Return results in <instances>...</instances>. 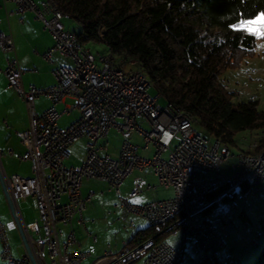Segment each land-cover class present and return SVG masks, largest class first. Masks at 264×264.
<instances>
[{
    "label": "built area",
    "instance_id": "1",
    "mask_svg": "<svg viewBox=\"0 0 264 264\" xmlns=\"http://www.w3.org/2000/svg\"><path fill=\"white\" fill-rule=\"evenodd\" d=\"M3 1L15 2L16 14L30 11L43 22L54 40L43 55L45 59L51 61L52 53L57 51L71 60V64L53 69V85L26 88L13 38L0 32V50L14 54L6 58L3 70L8 87L19 94L29 110V128L21 133L25 152L20 158L30 163L32 176H9L4 170L3 173L16 203L26 197H33L38 203L42 224L36 235L24 224L18 208L37 264H83L91 256L80 248L70 250L72 245L80 247L73 225L76 221L85 226L83 212L92 198V193L85 196L82 192L84 180H101L119 190L131 174L146 168L153 170L158 185L172 188L174 196L146 203H134L121 197L120 206L129 214L149 221L161 232L170 231L171 236H179V246L167 240L157 241L156 235L134 245L124 241L117 252L109 245L92 264H181L189 242H193L196 264L239 261L235 256L221 263L217 252L225 245L222 232L232 223L227 215L209 218L205 210L219 200L233 199L240 186L247 185L250 192L262 189L264 157L257 163L236 160L231 164L232 173L222 172L220 167L230 156L207 142L172 105H161L135 69L121 68L102 52L85 50V44L75 41V33L65 28L63 20L69 17L67 13L58 11L49 0ZM40 97L52 103L43 112L36 110L35 103ZM67 98L74 101L73 105L63 111L56 109L55 105ZM75 110L79 117L67 127H60L62 115ZM139 118L149 129L139 124ZM111 128L123 135L117 157L101 153V141L107 138ZM133 133L143 138V147L131 141ZM82 138L87 141L83 164L67 166L71 155L69 147ZM149 144L154 146L153 154L141 155L140 150L147 149ZM141 191V187L136 186L131 196ZM134 225L131 221L130 226ZM60 226L68 230L64 232ZM88 235L94 242L98 240L96 235ZM61 237H65L63 242ZM0 244L3 264H32L26 249L19 257L12 254L7 227L1 218Z\"/></svg>",
    "mask_w": 264,
    "mask_h": 264
},
{
    "label": "trees",
    "instance_id": "2",
    "mask_svg": "<svg viewBox=\"0 0 264 264\" xmlns=\"http://www.w3.org/2000/svg\"><path fill=\"white\" fill-rule=\"evenodd\" d=\"M56 1L78 23L80 31H70L83 44H106V53L122 64L135 59L167 102L192 114L195 128L206 138L231 147L238 132L264 130L259 101H234L237 93L222 81L226 70L257 51V37L231 25L264 12V0ZM258 145L254 152L264 149V134ZM170 233L149 225L129 243L154 235L166 240ZM251 264H264V246Z\"/></svg>",
    "mask_w": 264,
    "mask_h": 264
},
{
    "label": "rangeland",
    "instance_id": "3",
    "mask_svg": "<svg viewBox=\"0 0 264 264\" xmlns=\"http://www.w3.org/2000/svg\"><path fill=\"white\" fill-rule=\"evenodd\" d=\"M247 20H254L255 23L253 25H243L241 27L247 29L252 34L254 33V35L257 37V51L252 57L246 58L239 67L226 70L222 75V81L226 84L228 89L237 93L234 101L246 102L251 99H257L259 101V109L264 110V16H259L258 14L256 17ZM65 23L70 27L71 30L77 32L80 31L78 23L72 18H65ZM85 45L89 47L94 53H96L97 50L101 52L106 51L104 46L105 44L102 42H89ZM69 64H71V62ZM126 64L127 63L122 64L123 68L127 67H125ZM137 67L138 66L136 64L135 68ZM149 92L152 95H157L158 93V91L153 86L149 88ZM45 98L43 97L37 100L36 106L39 110H41L44 106L49 105L48 99ZM159 103L161 105H165L167 103L163 95H161L159 98ZM14 106L15 107L11 108V110L0 109L1 121H3L5 117H14L16 119L22 117L21 111L18 107L19 105L16 104ZM67 121V118H65V120L61 121V125H67ZM144 128L149 129L147 125H144ZM263 134L264 130L238 132L235 136L236 145L230 147L232 155L228 160L225 161L226 164L234 163L237 160L236 157H234L235 154L244 150V148L248 149L249 144H252L255 141H258L259 144L260 138ZM121 135L114 128L109 135L110 141H114L111 142V144L119 147V144L123 141V136ZM209 142H213V139H209ZM86 143V139L82 138L80 141L77 143L75 142L70 146L71 158L66 161V165L76 167L80 166L84 162L87 153ZM3 153V161L7 170V175L11 176L13 173H21L26 176H30L32 174L30 172L29 163H21L15 159H13L11 162L9 161L11 157H9L5 151ZM92 183L95 185L98 184V186L94 187L96 196L91 202L86 204V210L83 212L85 227L83 225H78L76 221H74L73 225L76 239L82 245L83 249H85V251H91L95 247H103L104 249V247L106 248L107 244H110L113 249L115 242L122 239H130L131 234L140 229H145L150 225L149 221L135 215H129L122 208L115 205L119 196L116 190L110 189V187L105 183L100 184L95 183L94 181H92ZM83 185H87L86 181H84ZM262 189H264V187ZM262 189L255 190V197H251L254 195V193L252 194V192L247 189L248 193L246 195V199H243L240 196L235 199L234 202L237 205L236 208H231L229 205L230 203L223 204L224 202H219L209 213L210 218L220 217L223 215H229L231 217L235 225V229L232 232L224 233L223 235L225 241L224 243H226V250L230 253L240 254V251L245 253L248 248H252L251 244L256 246L258 243L257 247H253L251 249V257L244 258L237 264H251L254 254H256L258 250L264 246V221L260 220L261 217H259L264 214V193H262ZM159 193L160 199H168L173 197L172 190H167L160 187ZM111 197H114V204L109 202V198ZM255 198H260L259 202L255 203L253 201ZM18 204L25 218L27 226L34 235V219L39 218L41 220L40 210L37 202H35V200H33L31 197H28L21 198L18 201ZM212 207L213 206L210 208ZM253 215H255L254 217L258 216L260 218L259 221H255ZM0 216L5 222L6 227L8 226L7 222H12L14 224L13 216L5 197L0 201ZM118 218L120 219L118 220ZM92 220L95 222H92ZM132 220L135 222V227L130 226ZM246 225L248 227H246ZM231 226L232 225H230L229 228H231ZM62 228L64 232L68 230L67 227ZM229 228L227 230H229ZM128 231L130 234L127 233ZM88 232L98 236V243H94L92 241L91 237L88 235ZM258 233L260 234V237H258ZM8 239L10 245L14 248L13 252L15 256H18V254L23 252L22 240L16 226H14L13 234L9 231ZM253 239H256V244L253 242ZM64 240L65 238L62 237L61 242ZM170 241L176 247L179 246V236L175 238L171 237ZM17 246L20 248L19 253L16 251ZM102 255L103 254H99V256H96L95 253L90 259H86L83 264H92L93 261L97 259V257ZM196 260L197 255L193 249V242H189L186 247L185 259L182 264H196ZM138 264H141V262Z\"/></svg>",
    "mask_w": 264,
    "mask_h": 264
},
{
    "label": "crops",
    "instance_id": "4",
    "mask_svg": "<svg viewBox=\"0 0 264 264\" xmlns=\"http://www.w3.org/2000/svg\"><path fill=\"white\" fill-rule=\"evenodd\" d=\"M36 1L39 2L40 0H36ZM16 8H17V5L15 2H13V1L4 2L3 0H0V32H5L6 34L11 35L13 38L14 46H15V54H16L19 62H20L22 69L24 70V73L22 76L23 85L26 88H28L30 86L47 87V86L53 85L55 83V77L52 73L53 69L59 65L69 64L71 62V60L62 57L61 54L57 51L52 53L51 61L45 59L43 56L44 53L48 49H50L54 44V40H53L51 34L45 28L43 22L35 17L33 12L29 11V12L24 13L23 15H19V14L15 13ZM63 23H64L66 29L71 30L70 27L66 25L65 19L63 20ZM104 46H105V50L107 51L108 50L107 45L105 44ZM13 55H14L13 53L5 54L0 50V109L11 110V108L15 107L14 105L18 104L19 105L18 107H19L21 114H22V117L19 119H16L14 117H5L3 119V121H1V119H0V165H1L2 169L6 172V174H7V170H6L4 161H3V155H4L3 152L4 151H5V153H7V155L9 157H11L9 159V161H11V162L13 159H15L21 163H29L28 161H23L20 158L21 155L24 154V152H25V146L21 142V133L23 131L27 130L28 126L30 125L29 110L27 109L25 102L18 95V93L15 90L10 89L8 87L7 78L3 72V70L6 68V58L12 57ZM125 67L126 68H135V65L131 66L129 64H126ZM41 98H43V97H40L38 99H41ZM45 99H48V98H45ZM37 100H36V102H37ZM48 101H49L48 106H44L41 110H39L38 107L36 106V110L38 112H43L46 109H48L49 107H51L52 103L49 99H48ZM73 102L74 101L71 98H67L64 100V102L56 104L55 107L59 111H63L67 106L73 105ZM35 105H36V103H35ZM78 117H79V112L76 110L72 111L70 114H63L60 121H59V126L62 128H65L69 124H71L73 121H75ZM65 118H67V120H68L67 125H61V121L65 120ZM138 122H140L139 124L142 127H144V125H147L142 118H139ZM113 129L114 128H111L109 130L107 138L101 141V145L103 146L101 153L102 154H109L113 157H117L120 153V147H121L122 143L119 144L120 145L119 147L111 144V142H114V141H110L109 135ZM116 131L121 135V132H119L117 129H116ZM121 136H123V135H121ZM83 139H85V138H83ZM131 141L133 143L140 145L141 147L144 146L143 138L137 133L132 134ZM223 146H225V145L222 144L221 147H223ZM3 149H4V151H3ZM69 150H70V147H69ZM244 150H248V149L244 148ZM10 151H11V153H10ZM153 152H154V147L152 144H149L147 149H141L140 150L141 155L148 156V157L151 156L153 154ZM70 158H71V155H70L69 159ZM85 158H86V156H85ZM231 164L232 163L226 164V162H224L220 167L221 171L224 173L232 172ZM29 165H30V163H29ZM29 167H30V172L32 173L31 165ZM72 167H75V166H72ZM76 167H79V166H76ZM13 174H19V175H22L25 177L32 176V174L30 176H26V175L21 174V173H13ZM84 181H86V183H87L86 186L83 185ZM84 181L82 183L83 194L85 196H88L90 193H92V198L89 202H91L92 199L96 196V191H95L94 187L98 186V184L95 185L94 183H92V181H94L95 183H100V184L105 183L106 185H108L106 182L101 181V180L90 179V180H84ZM136 186H140L142 191L137 196L132 197L131 191ZM160 187L165 188V187L158 185L157 178H156V176H155V174L151 168H146L143 171H135L133 174H131L124 181V183L120 187V189L116 190V192L118 193L119 196L117 198V203L115 205L117 207L119 206L127 214H129L123 207L120 206V198L121 197L129 198L134 203H146V202L154 201V200H162V198L160 199V197H159L160 196V193H159ZM110 189H112V188L110 187ZM165 189L173 191L172 188H165ZM113 190H115V189H113ZM261 191H262V193H264V189H262ZM255 192L256 191L252 192V194L254 193V195L251 197L256 196ZM247 193H248L247 189L244 190V186H240L238 188V194L235 195V197L233 199H222V200H219L218 203L219 202H224L223 204H226V203L229 204L230 203L229 205L231 208H236L237 205L234 202L235 199H237L238 196H240L243 199H246ZM173 196H174V191H173ZM4 197H5V195H4L2 186L0 184V201L2 200V198L4 199ZM257 197H259V196H257ZM26 198H28V197H26ZM31 198L33 200H35V202H37L35 198H33V197H31ZM5 199H6V197H5ZM259 199L260 198H255L253 201L255 203H257V202H259ZM63 200L64 201L67 200L66 196L63 197ZM109 202L114 204V197L109 198ZM218 203H216L215 205H217ZM215 205H213V207L210 209V211L208 212V215L213 210ZM17 208H19V210H20L18 202H17ZM85 210H86V208H85ZM20 212H21V210H20ZM21 215H22V219H23L24 224L26 225L27 228H29L26 224V221H25V218H24L22 212H21ZM129 215H132V214H129ZM227 216L230 218L232 226H231V228H229V230L222 232V235H224V233H230L235 229V225H234L231 217L229 215H227ZM254 216L255 215H253V217ZM220 217H222V216H220ZM259 217H261V219ZM259 217L258 216L254 217V220L259 221V219H260V220L264 221V214L262 216H259ZM0 218L3 221L1 216H0ZM209 218H210V216H209ZM215 218H219V217H215ZM119 219L120 218H118V220ZM212 219H214V218H212ZM13 220H14V218H13ZM41 220H42V218H41ZM41 220L39 218L34 219V224H35V234L34 235H36V231H37L38 226H41V224H42ZM132 221H134V220H132ZM92 222H95V221L92 220ZM7 223H8L7 234L9 237V231L12 232V234H13L14 226H16V224H15V221H14V224L12 222H7ZM134 227H135V225H134ZM246 227H248V226L246 225ZM16 228H17V226H16ZM17 230H18V228H17ZM140 230H142V229H140ZM136 232L131 234V238L133 237V235ZM18 233H19V230H18ZM127 233L130 234L129 231ZM31 234H33L32 231H31ZM19 235H20V233H19ZM20 237H21V235H20ZM171 237L175 238V237L169 235L166 240L170 241ZM258 237H260L259 233H258ZM131 238L130 239H122V240L115 242L113 249H112V246L110 244H107L106 248L104 247V249H103V247H95L91 251L86 250L87 252L91 253V256L88 259H90L93 256V254H95V253H96V256H99V254H103L109 245L111 246V249L114 252H117L121 249L123 242L124 241L129 242L131 240ZM91 239H92V237H91ZM97 239H98V236H97ZM21 240H22V238H21ZM92 241H93V239H92ZM253 242L257 243L256 239H253ZM94 243H98V240ZM22 244H23V242H22ZM251 246H252V248L257 247L258 243L256 246H254L252 244H251ZM22 247H23V251H24V249H25L24 244L22 245ZM78 248L85 251V249H83L81 244H80V247H78L77 245L70 246V250H75ZM252 248H250V249L248 248L245 253H243L242 251H240L241 252L240 254L230 253L229 251L226 250V243H225V247H223L220 251H218V256H219L221 263H224L228 256L239 257L238 262H240L244 258L251 257L250 252H251ZM0 250H1V244H0ZM11 250H12V254L14 255V252H13L14 248L12 246H11ZM16 251L18 253L20 252V248L18 246L16 247ZM22 253L18 254V256H15V255L14 256L19 257ZM255 255L256 254H254V256ZM254 256H253V258H254ZM184 259H185V257H184ZM0 264H3L1 259H0Z\"/></svg>",
    "mask_w": 264,
    "mask_h": 264
},
{
    "label": "bare ground",
    "instance_id": "5",
    "mask_svg": "<svg viewBox=\"0 0 264 264\" xmlns=\"http://www.w3.org/2000/svg\"><path fill=\"white\" fill-rule=\"evenodd\" d=\"M49 1L52 2V6H54V8H56L58 11H62L59 8L58 3H57L56 0H49ZM75 41H80L76 34H75ZM85 50H90L91 51V49L89 47H87L86 45H85ZM91 52H93V51H91ZM96 52H101V51L97 50ZM102 53L106 54L108 56H111L113 58V63H115L116 65L121 66V68H123L122 61H118L114 55H112L111 53H108V52L107 53L106 52H102ZM128 64L136 65V62L134 60H131V61L128 62ZM133 69H135L137 74H139L142 77V79L144 80V83L146 84V86L148 88H150L152 86V84H151L150 79L145 74V72L142 71L138 67L137 68H133ZM155 97L159 100V98L161 97L160 93L158 92L157 95H155ZM166 104L172 105L173 108H176L177 111L181 112L185 116L187 123L190 126H193V128H195L194 119H193L192 114H190L187 111H184V110L180 109L179 107H177L175 104H173L171 102H167ZM206 141L209 142V139L206 138ZM211 144L222 148V150H224L227 155H229V156L232 155L230 147L227 146V145L221 147L222 144L219 142V140H213V142H211ZM257 148H258V141H255L254 143L249 144L248 150H242V151L238 152L237 154H235V157H236L237 160H242V162H245V163H257V162L261 161L262 157H264V149L262 151L254 152ZM255 244H256V242H255ZM217 255H218V252H217ZM237 263H238V261H234V264H237Z\"/></svg>",
    "mask_w": 264,
    "mask_h": 264
},
{
    "label": "water",
    "instance_id": "6",
    "mask_svg": "<svg viewBox=\"0 0 264 264\" xmlns=\"http://www.w3.org/2000/svg\"><path fill=\"white\" fill-rule=\"evenodd\" d=\"M0 184L2 186L4 195L6 197L8 206H9L10 211L12 213V216L14 218L15 224H16V226L19 230V233L21 235L24 247H25V249L29 255L30 261L32 264H37V261H36V258L34 256V253L32 251L29 239L26 235L25 228L23 226L22 220H21L19 213H18L17 203L13 200V198L10 195V192H9V189H8V186H7L1 165H0Z\"/></svg>",
    "mask_w": 264,
    "mask_h": 264
},
{
    "label": "snow or ice",
    "instance_id": "7",
    "mask_svg": "<svg viewBox=\"0 0 264 264\" xmlns=\"http://www.w3.org/2000/svg\"><path fill=\"white\" fill-rule=\"evenodd\" d=\"M259 16H264V12L260 13ZM254 23H255L254 20H247V21H245V20L241 19L239 21V24H237V25H231V27H233V28H239V27H241L243 25H253Z\"/></svg>",
    "mask_w": 264,
    "mask_h": 264
}]
</instances>
